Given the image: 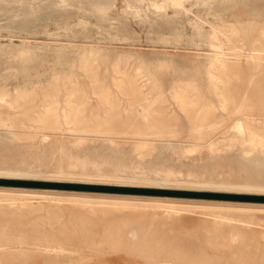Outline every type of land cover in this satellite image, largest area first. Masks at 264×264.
<instances>
[{"label":"rangeland","instance_id":"obj_1","mask_svg":"<svg viewBox=\"0 0 264 264\" xmlns=\"http://www.w3.org/2000/svg\"><path fill=\"white\" fill-rule=\"evenodd\" d=\"M18 1L22 2L0 1L7 8L5 13L3 8L2 13L0 10V17H4L0 18V43L4 44L0 46V89L11 93L43 91L51 79H64L71 73L82 81L84 71L77 64L80 55L98 50L95 71L106 82L126 74L142 85L144 92L160 87L177 134L142 138L78 135L67 130L14 133L17 127L0 126V179L48 185H0V190L18 191H0V243L15 245L16 238L23 237L33 247L20 258L0 249L2 264H55L52 257L63 264H264V202L175 194L264 196V147H251L248 131L235 128L237 122H242L252 131L263 133L264 59L253 61L249 57L264 51V0H184V13L160 8L152 14L162 12L171 17L170 21L158 19L151 24L149 20L143 24L133 20L123 10L131 7L126 8L122 0L106 10L108 15L96 11L102 16L104 13L108 19L104 21L94 14V5L86 2L42 0L43 5L41 0H31V6L28 0L31 12L27 11L29 6L25 9L27 0H23L24 6ZM14 2L17 6L12 8ZM146 2L138 10L144 19L150 12ZM18 6L21 10L24 7L28 19L23 17L24 10L19 15ZM207 11L213 16L205 14ZM152 14L148 17H154ZM5 16L16 20L15 24L6 21ZM198 16L203 18L204 24L200 25L205 30L209 22H214L237 31L229 34V47L236 51V56L228 57L233 72L229 89L251 106L250 115L225 119L203 142L190 138L187 118L170 97L175 82H192L202 92L207 91L203 64L212 50L205 39L192 35ZM18 19L20 24L24 20L21 26ZM9 22L12 29L7 27ZM26 43L29 46L25 50ZM10 68L11 74L7 75ZM12 72L16 73L15 79ZM96 103L92 97L91 105ZM0 112L16 113L4 106ZM215 114L225 116L220 110ZM48 192L75 195L81 201L58 200L55 198L60 196L45 194ZM184 202H188V210L183 208ZM3 237L13 242L7 243ZM35 245H60L65 251L50 249L51 254H59L52 256Z\"/></svg>","mask_w":264,"mask_h":264},{"label":"bare ground","instance_id":"obj_2","mask_svg":"<svg viewBox=\"0 0 264 264\" xmlns=\"http://www.w3.org/2000/svg\"><path fill=\"white\" fill-rule=\"evenodd\" d=\"M29 1L27 0V2H24L26 5L25 9L29 6V3L31 6H33L32 4H34L33 3L34 0H33L32 4H31V0H29ZM35 1H37L39 3L40 0H35ZM43 1H42V4H43ZM63 1H62V4H64ZM67 1L69 2V0H67ZM75 1L78 4L86 2L88 4L94 5L93 6L94 14H96L97 13L96 11L99 10L101 12H107V15H108L109 11H106V10L108 8L114 6L118 0H75ZM123 1L125 2L124 6L126 8L131 7V10L123 9L124 6L122 7V9L125 10V12L126 11L129 12V14H131L133 16V20L136 19L138 23L141 22L142 24L147 22V20H149L150 24L154 20H158V19L163 20V21L164 20L170 21L169 19H171V17L168 18L162 12H161L162 14L159 13V14H157V16H154L155 14L154 15L152 14L153 11L156 10V12H158L160 8L171 7L174 10H178V12L182 11L184 13V10H185L184 3H187V2H184V0H147V2L145 3L146 4L145 6H147L146 8L148 11L150 10V12L145 11L146 14L148 12L147 17L149 16V13H151L154 17L150 16L151 18H149V17L147 18L145 16L146 19H144L143 18L144 15L141 16L139 14V11L141 10L142 4L144 3L145 0H122V3H123ZM211 1L215 2L213 0H211ZM226 1H223V4L226 5L227 3H224ZM243 1L248 2V0H243ZM20 2H21V0H20ZM37 2L35 4H37ZM70 2H71V0H70ZM195 2H197V1H195ZM220 2H221V0H220ZM8 3H9V5L11 4L9 1H8ZM22 3H23V0L21 3H19V1H18L17 4L24 6V4L22 5ZM27 3H28V5H27ZM218 3H219V0H218ZM238 3H239V0H238ZM242 3H240V4H242ZM17 4L15 5V2H14V4L12 3V5H13L12 8H15L14 5L17 6ZM66 4L67 3H65L64 6H66ZM37 5H39V4H37ZM192 5H193V3H192ZM199 5H201V4H199ZM242 5H245V3ZM7 6H8V4H7ZM21 6L17 7L19 9V12H18V9L16 8L19 15L20 14L22 15V13H24V11H25L24 7H22V10H21ZM45 6L47 8L48 4H45ZM138 6H140V9H138ZM227 6H228V4H227ZM213 7L215 8L216 5H213ZM213 7H212V9H213ZM2 8L4 9V4L3 5L0 4L1 13H2ZM10 8H11V6H8V9H10ZM90 8H92V7H89V10H90ZM230 8L231 7H229V9ZM253 8H255V7H253ZM6 9L7 8H5L3 10L4 13H5ZM27 9H26L27 11H29V9L31 10L30 6ZM49 9H46V10H49ZM143 9H144V7H143ZM167 9L168 8H166V10ZM225 9L227 10V8H225ZM262 9L264 10V8H262ZM11 10H13V9H11ZM32 10H31V12H32ZM220 10L221 9H219V12H220ZM226 10H225V12H226ZM27 11H25V13ZM90 11H91L90 13L93 12L92 10H90ZM216 11H217V9H216ZM252 11L254 12V9ZM255 11L257 12V15H258V11H260V10L258 9ZM6 12H7V10H6ZM9 12H10V10H9ZM112 12H113V10H112ZM163 12H165V11H163ZM207 12L208 13H205L207 15L208 14L210 15L212 13V12L209 13V11H207ZM221 12H223V11H221ZM11 13H13V12L11 11ZM25 13L23 16L24 19H25V15H26V18L28 15V13H26V14ZM121 13H120V15H121ZM185 13H186V11H185ZM187 13H189V12H187ZM97 14H99V13H97ZM123 14H124V11H123ZM129 14L126 16H129ZM160 14H161V16H158ZM116 15H117V12H116ZM122 15H121V17H123ZM173 15H175V13ZM179 15H180V13H179ZM217 15H219V13H217ZM235 15H237V14H235ZM253 15H256V14H253ZM219 16H221V15H219ZM219 16H218V18H219ZM23 17L21 18V16H17V18H19V19L20 18L23 19ZM28 17H29V15H28ZM173 17L174 16H172V18ZM256 17H258V16H256ZM3 18L4 17H2V20H3ZM99 18H101L102 21H104L103 19L106 18V16L103 13V16L100 15ZM213 18H216V17H213ZM118 19H120V18L118 17ZM125 19L123 21H125ZM2 20H0V23ZM5 20L9 21L10 19H7L5 16ZM105 20H108V19L106 18ZM202 20H203L202 17L201 18H199V16L196 17L195 22L193 21L194 22V24L192 26L193 32L192 31L191 32H192V35L194 33V38L195 37L198 38V36H199L201 41L205 39L208 46L212 50V52L206 57V61L203 64V69H204V73H205V86H206L207 91L202 92L198 88V86H196L192 82H188V83H177V82H175L172 85V87L170 88L171 99L176 104V106L185 114V116L187 118L188 133H189L190 138L192 140L198 141V142L206 141L210 137V135L215 130L218 129L221 122L224 121L225 119L232 118L233 116L246 117V116L250 115V109H251L250 108L251 106L247 102L240 99V97L237 93H235L231 89H229L233 72H231L229 70L231 66L228 63V61H229L228 57L229 56H236V53H235L236 51L233 48L229 47V43H230L229 34L234 35V34H236L237 31L232 26H227V25L219 26V25H216L214 22H209V25H208L209 29H206L207 30L206 31L201 26L202 24H204ZM10 21L12 23L14 22V24H15L16 20L14 21L13 19H11ZM32 21H33V19H32ZM112 21H113V19H112ZM11 22H9V24ZM22 22L24 23V20H22ZM22 22H21V24H23ZM26 22H27V20H26ZM28 22L27 23L30 24V21H28ZM174 22H175V20H174ZM233 22H234V20H233ZM12 23L10 25H8L7 27L12 29L13 26L10 27L12 25ZM123 23H125V22H122V24ZM166 23L168 24V25L165 24V27L167 28V26H169V23L168 22H166ZM229 23H231V22H229ZM18 24H20V20H19ZM21 24H20V26H21ZM120 24H121V22H120ZM120 24H119V26H121ZM162 24L164 25V23H162ZM176 24H177V22H176ZM70 28H71V26H70ZM149 29H150V27H149ZM151 30H153V29L151 28ZM7 31H9V30H7ZM69 32H71V31H69ZM44 34L46 35V33H44ZM173 35H175V34H173ZM221 37L223 38V40L221 39ZM170 38L172 40V37H170ZM174 40H175V38H174ZM135 42H137V41H135ZM11 44H13V43H11ZM3 45L4 44H1L0 46H3ZM25 45H27V43ZM28 46L29 45H27V47H25V50H26V48L28 49ZM8 48H9V46H8ZM23 50H24V48H23ZM258 52H259V54L257 56L251 55L249 58H251L253 61H258V60L264 59V51H262V52L258 51ZM99 54H100V51L91 49V51L83 52L80 55L77 64H78V67L84 71V75H83L84 80H82V81H80L76 75L71 73L70 75H68L64 79H61L59 77H55V78L51 79L46 84L47 88L45 86L42 88L43 91H38L36 89H24V90H17L14 93H11V92L6 91L4 89H0V107L4 106L8 109L16 111L15 114L0 112V126H6L9 128H12V129L17 127L18 128L17 130H13L14 133H25V132H30L31 130L34 132H38V133L39 132L40 133H45V132L56 133V132H62L64 130H67L71 133L78 134V135L112 136V135L124 134V135L139 136L142 138H148V137H150V138H164V137L175 136L177 134V130L174 128V126L172 124V120H171V118H169V116L167 114V110L164 106V103L166 101L165 94L160 89V87H156V88L150 89L147 92H144L142 89V85L138 84L133 77L128 76L126 74H124V76L121 78H113L112 81L106 82V80H104V78H101L97 74V72L95 71V66H94L95 65V58ZM127 54H129V53H127ZM11 55H13V54H11ZM4 59L6 60L7 58H4ZM7 62H9V61L7 60ZM11 62L12 61H10V66L12 65ZM20 63H22V62H20ZM200 63H202V62H200ZM15 65H13V66L15 67ZM2 66H5V65H2ZM21 67H22V65H21ZM114 67H115V70H118L119 69V63L116 62L114 64ZM0 68H1V65H0ZM6 69H8V68L6 67ZM4 70L5 69H3V71L1 73L4 74L6 72V71L4 72ZM11 70L12 69L10 68L9 72L8 73L6 72V74L7 75L11 74L10 73ZM14 70L16 71V67L13 68V71ZM12 73H13V75L16 74L14 72H12ZM26 73H28V72H25V74ZM22 74H23V72L20 74V76ZM34 75H37V81H38V74L36 73ZM45 75L47 76V74H45ZM1 76H2V74H1ZM11 77H13V76H11ZM4 78H6V76ZM15 78H16V75H15L14 79ZM42 78H43V76H42ZM17 88H19V87H17ZM92 97L96 98L97 103L95 106L91 105V98ZM260 106H261V104H260ZM216 110H220V111L225 112V116L223 115V116L217 117V115L215 114ZM123 113L125 114V116H123ZM25 127H27L28 129H25ZM235 128L238 129L239 131H244L245 129L248 131V141H249V144L251 147H258V146L264 147V128L261 130L263 132L262 134L261 133L259 134L256 131H252L250 128L245 127L242 122H237L235 124ZM16 131H19V132H16ZM0 191L6 192V193L12 192V191H8V190H0ZM14 192H18V191H13L12 193H14ZM19 193H22V192H19ZM22 194H24V193H22ZM45 194L60 196V197L55 198L58 200H68V199L76 197L75 195H66V194H59V193H53V192H48ZM74 200L81 201V200L76 199V198ZM169 202L173 203L176 201L171 200ZM177 202L181 203L183 201H177ZM187 203L188 202H184V204H186V205L183 207V208H186V210H188V207H189V206H187ZM168 208H170L172 210L175 209V207H172V206H168ZM91 211H92V209H91ZM151 216H152V214H151ZM203 219H205V217H203ZM3 240L7 243L13 242V239L6 238V237H3ZM25 245H27V246H25ZM34 247L41 250V251H44L45 253H47L49 255H52V256L53 255H59V254H51L49 252L50 249H58L60 253L65 251L63 249V247H61L60 245H42V246L41 245H35ZM2 248L7 249L11 253V255H12L11 257H19L20 258L22 255H24L27 252L26 249H30L33 247L30 246V244H27L25 239H23V237H18V238H16L15 245L14 244L13 245H3L0 243V249H2ZM88 255L90 256V254H88ZM52 258H53V262L55 264H63V262H61L60 259H56L58 257H52ZM3 263L5 264V261H3ZM0 264H2V259H0Z\"/></svg>","mask_w":264,"mask_h":264},{"label":"water","instance_id":"obj_3","mask_svg":"<svg viewBox=\"0 0 264 264\" xmlns=\"http://www.w3.org/2000/svg\"><path fill=\"white\" fill-rule=\"evenodd\" d=\"M0 185L13 186V187H37V186H48L46 184H40L32 181H13V180H2L0 179ZM82 189V187H74ZM176 195L204 198V199H232V200H242V201H252V202H264V196H250V195H218L212 193H192V192H177Z\"/></svg>","mask_w":264,"mask_h":264}]
</instances>
